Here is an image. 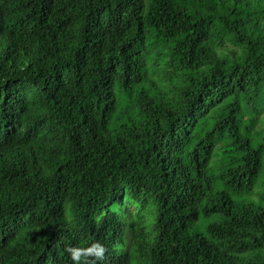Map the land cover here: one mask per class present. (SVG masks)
<instances>
[{
	"label": "trees",
	"instance_id": "obj_1",
	"mask_svg": "<svg viewBox=\"0 0 264 264\" xmlns=\"http://www.w3.org/2000/svg\"><path fill=\"white\" fill-rule=\"evenodd\" d=\"M0 264H264V0H0Z\"/></svg>",
	"mask_w": 264,
	"mask_h": 264
},
{
	"label": "clouds",
	"instance_id": "obj_2",
	"mask_svg": "<svg viewBox=\"0 0 264 264\" xmlns=\"http://www.w3.org/2000/svg\"><path fill=\"white\" fill-rule=\"evenodd\" d=\"M94 246H98V247H103V245L99 244V242H96V244ZM73 259L74 260H77V258L75 256H73Z\"/></svg>",
	"mask_w": 264,
	"mask_h": 264
}]
</instances>
